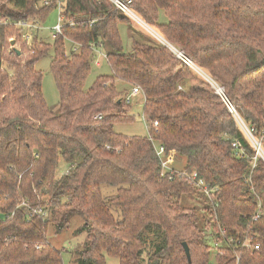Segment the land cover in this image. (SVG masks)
Returning a JSON list of instances; mask_svg holds the SVG:
<instances>
[{
	"label": "trees",
	"instance_id": "1",
	"mask_svg": "<svg viewBox=\"0 0 264 264\" xmlns=\"http://www.w3.org/2000/svg\"><path fill=\"white\" fill-rule=\"evenodd\" d=\"M42 1L0 0L8 22L0 24V264H63L46 234L73 217L83 219L75 233L86 235L70 255L75 264H264V0H130L221 96L167 47L135 38L132 20L109 0H63L60 34L50 45L33 33L27 45L13 23H46L56 5ZM119 25L132 31L128 52ZM97 46L111 75L85 89ZM50 49L56 113L35 68ZM114 80L140 88L146 137L114 131L133 121L129 92ZM148 136L218 188L214 198L176 174L160 177ZM102 186L115 194L104 197ZM196 193L203 219L180 203ZM39 209L44 216L32 214ZM245 239L258 248H241Z\"/></svg>",
	"mask_w": 264,
	"mask_h": 264
},
{
	"label": "rangeland",
	"instance_id": "2",
	"mask_svg": "<svg viewBox=\"0 0 264 264\" xmlns=\"http://www.w3.org/2000/svg\"><path fill=\"white\" fill-rule=\"evenodd\" d=\"M55 19H56V14L54 12L49 16L48 21L46 23L41 24L37 29L33 30L34 34H36V36L42 42H45L50 45L53 42L54 32L52 31L51 28L55 24ZM166 22H167V19L165 18L163 14H161L158 23L165 24ZM131 27L133 30V33L132 31L131 33L135 36V38L141 39L142 41L144 40V41H149L151 43H157L159 45H163L155 36H153V34L149 32V29L151 28L153 31L159 34L155 28L150 27L149 29L148 28L145 29L141 25H139V23L135 22L134 20H132ZM118 30H119V35H120V39L122 42L123 50L125 52H128L129 46H130V41L128 37L131 35V33L129 32V30L126 28L125 25H119ZM53 57H54L53 50L50 49L48 54L45 57H43L40 61L37 62L35 68L37 71L41 72L42 94H43L44 101L47 105V108L51 112L56 113L58 112V109H59L60 95H59L58 89L54 83L53 77L49 70V66H50L51 61L53 60ZM100 62H101L100 66H95L93 63H91V72L86 80L85 89H88L93 84V82L95 81L97 77L111 75V70L108 64L106 63V60L101 59ZM193 71H195L202 79L205 80V78H203V76L199 74V73H202L206 75L204 72L197 70L196 68L193 69ZM114 84L122 96L128 92L129 88H131L130 85L125 84L118 80H114ZM213 89H216V88H213ZM129 104L131 106L130 115L133 116V121L129 124L115 125L114 131L117 134H121L126 137H133V136L146 137L147 136L146 124L144 123L142 119V107H143L142 96L131 98V101ZM238 123L243 133L245 134L246 133L245 127L241 124V122H238ZM170 154H171L170 159L172 161L170 165L176 171H182L184 169V160L179 159L173 153H170ZM62 174H64V172H60V176H62ZM101 189H102V194L104 197L112 196L116 192V189L112 187L102 186ZM204 198L207 201V198L206 197ZM203 202H204V199L200 197L198 193L194 194L192 197H181L180 199V203L184 207L189 208V209H195L201 219H203L206 215L205 212L201 210V208L203 207L202 204H204ZM82 223H83L82 218L73 217L68 227L65 228L63 231H61L60 233H56L52 226H50L47 231L46 239L51 246H53L55 249L62 252L63 264H75L72 262L70 255L75 250L80 249L81 244L85 240L86 235L84 233H75V230L79 228L82 225ZM208 243L210 244V241H208ZM106 264H118V261L114 258L107 257Z\"/></svg>",
	"mask_w": 264,
	"mask_h": 264
},
{
	"label": "built area",
	"instance_id": "3",
	"mask_svg": "<svg viewBox=\"0 0 264 264\" xmlns=\"http://www.w3.org/2000/svg\"><path fill=\"white\" fill-rule=\"evenodd\" d=\"M63 0H43L42 4L44 6H48L51 3H54V5H56L55 8V14H56V19H55V24L52 26V31L54 32L53 34V38L55 37L56 34H60L61 32V28H62V23H63V18L60 16V4L62 3ZM112 2V4L115 6L116 9L120 10L122 13H124L126 16H128L131 20H134L135 22L139 23V25H141L143 28H150L148 25H146L145 23H143L139 17L130 9L129 5L131 4L130 0H125V1H121V0H109ZM7 24L8 22L4 21H0V24ZM13 25L15 27H19L22 28L23 30V34H22V40L27 44L30 45L31 40H32V34L34 33L33 30L37 29L41 24H39L38 22H15L13 23ZM151 29V28H150ZM165 45L175 56L176 58L180 59L186 66L190 67L192 70L195 69L196 67L191 63L190 60L186 59L182 53L178 52L177 50H175L173 47H171L167 42H165ZM177 51V53L174 51ZM93 53L95 54V57L93 59V64L95 66H100V60L104 59L106 60V55L104 54V52L102 51V48L100 46L94 47L93 48ZM197 69V68H196ZM198 70V69H197ZM141 95V90L139 87L135 86L132 87L129 94L125 97L124 101L129 104L131 101V98L136 97ZM223 102L226 104L229 112L234 113L233 109L231 107H229V105L226 103V100L223 99ZM236 117V116H235ZM100 115L95 116V119L100 120ZM142 119L144 121V123L146 124V129H147V135H148V124L145 121L144 117L142 116ZM157 124L154 123V127H156ZM245 135L250 138L249 133L247 131H245ZM149 137V141L152 144L155 156L157 157V159L159 160L160 163V177L164 178H168L169 180H171L172 176L174 174H176L180 179L184 180L185 182H187L190 186L194 187L195 189H197L198 191H200L202 193V195H204L209 201H211V199L214 198L215 194L218 191V188H211L208 185L205 184V182L197 177V174L195 172H190L187 173L184 170L182 171H176L170 164H171V159H170V155L169 153L166 152V149L164 148V146L160 145L158 142L152 140ZM251 141L253 142V140L251 139ZM257 151V154H259V145L255 144L253 142ZM233 146H235V144H233ZM32 214L33 215H43L42 211L39 210H32ZM44 216V215H43ZM257 219V216L253 217V220L255 221ZM240 243V241H238V244ZM227 245H230L229 242H227ZM241 248H245V249H257L258 245L254 244L252 245V241L251 239H245L243 242H241L240 244ZM39 248V247H38Z\"/></svg>",
	"mask_w": 264,
	"mask_h": 264
},
{
	"label": "water",
	"instance_id": "4",
	"mask_svg": "<svg viewBox=\"0 0 264 264\" xmlns=\"http://www.w3.org/2000/svg\"><path fill=\"white\" fill-rule=\"evenodd\" d=\"M10 45H11V46L14 45V41H13V40L10 42ZM163 46H165V45H163ZM165 47H166V46H165ZM17 54H18V52H17ZM199 74H201V76H203V78H205V80H206L207 82H209L213 88H218L217 86H215V85L211 82V80H210L206 75H204V74H202V73H199ZM215 90H216V92H217L218 95L222 94V90H221L220 88L215 89ZM218 90H221V93H219ZM182 247H183V250H184L185 256H186V258H187V261H188V263H190V254H189L188 246L186 245V243H182Z\"/></svg>",
	"mask_w": 264,
	"mask_h": 264
},
{
	"label": "bare ground",
	"instance_id": "5",
	"mask_svg": "<svg viewBox=\"0 0 264 264\" xmlns=\"http://www.w3.org/2000/svg\"><path fill=\"white\" fill-rule=\"evenodd\" d=\"M147 29V28H146ZM149 29V28H148ZM149 32L151 33V34H153V36H155L162 44H165V41H164V39L159 35V34H157L155 31H153L152 29H149ZM174 50V49H173ZM175 51V50H174ZM176 53H177V51H175ZM216 89H218V88H216ZM219 91V93H221V90H218ZM260 151V150H259Z\"/></svg>",
	"mask_w": 264,
	"mask_h": 264
},
{
	"label": "crops",
	"instance_id": "6",
	"mask_svg": "<svg viewBox=\"0 0 264 264\" xmlns=\"http://www.w3.org/2000/svg\"><path fill=\"white\" fill-rule=\"evenodd\" d=\"M130 90H131V88H129L128 92H130ZM139 96H142V95H139ZM136 97H138V96H136ZM142 99H143V98H142Z\"/></svg>",
	"mask_w": 264,
	"mask_h": 264
}]
</instances>
